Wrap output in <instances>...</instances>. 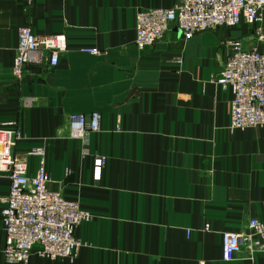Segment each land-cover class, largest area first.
Here are the masks:
<instances>
[{
  "label": "crops",
  "instance_id": "1",
  "mask_svg": "<svg viewBox=\"0 0 264 264\" xmlns=\"http://www.w3.org/2000/svg\"><path fill=\"white\" fill-rule=\"evenodd\" d=\"M176 2L0 0V127L20 126L15 154L29 174L40 158L27 153L44 149L49 188L93 216L76 230L84 245L74 260L34 254L28 264H264V253L222 259L224 232L264 222V126L232 132V93L213 83L226 40L247 39L250 28L185 40L174 27L139 49L137 13ZM24 26L65 35L67 50L57 67L29 65L19 81L12 67ZM92 47L101 54L82 51ZM93 113L101 128L84 149L69 118ZM10 184L0 172V264Z\"/></svg>",
  "mask_w": 264,
  "mask_h": 264
},
{
  "label": "built area",
  "instance_id": "2",
  "mask_svg": "<svg viewBox=\"0 0 264 264\" xmlns=\"http://www.w3.org/2000/svg\"><path fill=\"white\" fill-rule=\"evenodd\" d=\"M264 0H177L172 8H150L136 15V45L143 50L161 41L176 27L185 40L220 28H250L247 39L228 38V54L222 72L213 78L215 85L230 89L231 122L234 132L264 126ZM67 50L65 35L41 36L29 26L19 28L18 44L12 72L23 80L29 65L47 63L57 67L62 52ZM91 55H100L98 48H83ZM100 115L75 114L69 118L72 138L87 144L86 134L100 131ZM23 139L20 126L7 124L0 127V172L8 173L9 193L1 199L2 223L6 235L4 264H28L32 255L49 260L77 257L84 245L76 230L93 216L78 201L66 198L49 188L46 169V151L32 149L27 156H38L40 166L36 175L29 174L25 160L15 154ZM87 151H83L86 157ZM101 166L104 158H99ZM190 234V231H187ZM247 252L264 253V222L251 219L245 231L224 232L222 259L234 260Z\"/></svg>",
  "mask_w": 264,
  "mask_h": 264
}]
</instances>
